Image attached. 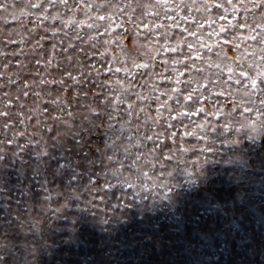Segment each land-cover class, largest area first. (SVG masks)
I'll use <instances>...</instances> for the list:
<instances>
[{"label": "rangeland", "instance_id": "obj_1", "mask_svg": "<svg viewBox=\"0 0 264 264\" xmlns=\"http://www.w3.org/2000/svg\"><path fill=\"white\" fill-rule=\"evenodd\" d=\"M85 2L9 0L15 7L0 11V113L9 114H0V264H264V128L241 127L246 117L256 119L243 112L248 100L243 94L252 91L249 81L239 69L229 78L223 66L218 70L196 60L197 71L189 60L188 68L177 67L184 71L182 80L201 82V101L184 109L194 115L177 117L174 102H169L170 113L155 100L138 101L129 94L136 105L131 116L124 104L117 106L114 119H97L91 109L105 111L100 101L109 94L108 86L86 82L77 87L66 73L79 75L83 69L92 75L82 80L112 84L124 78L123 73L97 78L92 65L103 73L109 62L107 56L99 58L103 41L117 34L126 37L131 55L144 59L139 52L147 49L128 41L139 38L147 45L157 40L145 27L154 17L143 7L154 0H92L89 17L81 8ZM34 3L42 8L30 7ZM169 3L177 9L175 18L187 17L178 19L180 27L170 33L173 42L181 36L194 41L181 29H195V21L207 38L209 20L218 27L241 18L231 17L229 9L226 20L217 19L222 10H205L200 0ZM98 15L113 20L96 21ZM69 19L98 27L85 24L83 39H73L77 28L66 23ZM248 20L261 23L258 13ZM108 23L112 27L106 33ZM239 34L246 35V29ZM88 35L96 36L95 49L83 42ZM158 41L163 43V37ZM70 42L73 47L67 48ZM247 44L249 52L259 50L256 41ZM186 54L185 47L168 56ZM110 55L121 56L115 44ZM162 57H157V72L164 68ZM258 62L259 56L253 63ZM242 67L255 75L247 60ZM41 79H63L64 84H41ZM143 79L133 81L138 85L133 91L148 95L150 85ZM152 82L161 90L174 87L158 78ZM252 99L259 107V95ZM90 120L100 127L92 128Z\"/></svg>", "mask_w": 264, "mask_h": 264}, {"label": "snow or ice", "instance_id": "obj_2", "mask_svg": "<svg viewBox=\"0 0 264 264\" xmlns=\"http://www.w3.org/2000/svg\"><path fill=\"white\" fill-rule=\"evenodd\" d=\"M201 4L205 10L210 7H214L222 10L221 14L217 17V19H225L227 14L229 13V9H231V17L235 18L240 16L241 18L237 20L235 24H221L218 27H213V22L209 20V29L210 31L207 33V38H205L206 33L204 31H200V28L203 25L199 21H195L197 27L193 30H188L187 28H182L183 32H187L188 36H195L196 39L194 41H189L186 37L176 38L173 42V39L170 35L173 29L179 28L180 24L179 20H186L187 17H176V8H173L169 3V0H154L152 3H148L143 5V7L148 11L150 16H153L154 19L152 21H145V27L147 28V32L152 34L153 36H157V40H149V44H145L142 41L129 40L128 43L132 45L133 48L139 49H147V51L139 52V55H143L144 59L140 60L137 55H131L129 48L124 43L126 37H122L120 34H117L113 39L103 41L104 51L99 53V58L101 61L105 60V57H109V62H107L103 67V73L100 68H98L95 64L92 65V69L96 73V77L98 78L102 74L106 73H123L124 78L116 77L114 84H112L111 80L108 81H100L96 79L95 81H86L82 80L81 77H90L92 75L91 72L86 73L83 69L80 70L79 75H73L71 72L66 73L67 79L71 80L72 85L81 87L86 82L95 83L101 89L105 86H108V95H104L103 99L100 101L105 105V111H97L96 109H91L93 115L96 116L97 119H104L107 117L108 120H112L115 118L113 113L118 111V105L127 104L128 115L131 116L135 109V101H129V94L134 95L135 99L138 101H146V100H155L159 103V105L165 110L172 112L171 104L174 102L178 105L176 109L177 117H188L194 115L192 111H184L186 105L189 109L195 107L198 104L202 97L204 96L203 92H200L201 82L196 81L194 78H190L188 80H182L181 77L184 76V71L177 67L181 64L184 65L185 68L189 67L188 61H191V67L197 68L196 60H205L210 66L215 67L218 70L226 68L229 73V78L235 75V70L239 69V75L246 77L249 81V86L251 88V92L245 91L244 96L248 97L247 104L243 107L244 113H252L255 115L256 119L253 120L251 117H246L244 122H242V128H251L255 131L258 127L264 128V0H220L218 3L208 4L205 0H200ZM187 5H181V7H186ZM14 3H9V0H0V11L8 12L10 9L14 8ZM30 7L33 8H42V5L39 3L30 4ZM92 5V0H86V2L81 5L82 10L84 11V15L86 17L90 16V11ZM95 7H99V5H95ZM172 9L169 11L168 9ZM75 11V9H73ZM259 14L261 18V23L256 24L255 21L249 23L248 17H255ZM242 14V15H241ZM39 18V17H38ZM48 19L47 16L44 17ZM56 19V17H53ZM96 21L107 20L111 22L113 17L111 16H96ZM69 25H75L77 28L76 34L73 39H83L80 33V29L86 24L88 29H93L98 27L96 23H87L85 20H71L69 19L67 22ZM118 27L121 25H117ZM104 31L107 33L111 30L112 24L108 23L104 26ZM246 29L247 34L241 35L239 34V29ZM231 30V34L227 33ZM259 30V33H257ZM47 31V29H45ZM56 33L54 32L53 35ZM223 34V35H222ZM257 34H259V39H257ZM67 36L68 34L65 33ZM163 37V43H159L158 38ZM213 37H215L214 42ZM95 35H88L87 40L83 41L84 43H90L92 48H96L97 44L93 43L96 41ZM248 41H256L259 45V50L257 51L255 47L253 50L249 52ZM63 44V40L60 41ZM112 44H115L120 52L121 56L119 60L115 55H110V47ZM39 45V41L37 42ZM150 45V46H149ZM231 47L234 49V55H230L226 50V47ZM35 47V46H34ZM73 45L70 42L67 45V48H72ZM187 48L186 57L180 56H168V53H182L184 48ZM55 48V46H54ZM67 48L64 50L66 51ZM205 49L206 51L201 53V50ZM208 53H213L216 57L215 60L212 59L211 56H208ZM162 59L159 61L164 65V68L161 72L156 71L157 57H161ZM87 55V54H86ZM95 55V53H93ZM251 56L252 60H248V57ZM259 56V62L253 63L255 58ZM71 60V57L68 58ZM248 61L250 67L255 68V75H250L247 70H245L242 65ZM119 63L120 66H113L115 63ZM39 63V61H37ZM46 67L48 65H45ZM200 69L197 68V71ZM168 72L169 75L165 76L164 73ZM145 76L149 77V79H143ZM127 78V79H125ZM143 79V84L145 86L150 85L148 88V95H144L141 91H133L138 85L134 84L133 81L137 79ZM152 78H158L166 80L174 85V87L167 88L161 90L160 87L152 82ZM236 82L240 83V79L237 76ZM41 84H64V80L61 79L59 81H47L44 79L40 80ZM195 84L196 87L192 88L191 85ZM184 88H187L188 91L185 92ZM25 88L29 85L25 82ZM113 90L117 95H112ZM159 92V95H152L153 93ZM196 92H200V95L193 98V94ZM28 95L27 92L24 93ZM259 95V107L257 106V101L252 99L254 95ZM166 96L167 99L161 101L160 96ZM189 102H191L189 104ZM53 103H56L53 100ZM243 103V101H241ZM111 107L113 109L112 112L107 111V108ZM141 112L144 111L143 108L140 109ZM199 111H203V108H200ZM2 115H9L8 113H0ZM158 116H162L163 113L157 110ZM175 118V117H173ZM92 125V128L100 127V125L96 124L94 121H89ZM155 124V120L153 121ZM112 124L108 123L107 127L112 128ZM85 131H91V128L86 129ZM79 135V130L77 132ZM235 143V141H233ZM208 149H205L207 151ZM46 151L44 152V154ZM115 175V173H113Z\"/></svg>", "mask_w": 264, "mask_h": 264}, {"label": "clouds", "instance_id": "obj_3", "mask_svg": "<svg viewBox=\"0 0 264 264\" xmlns=\"http://www.w3.org/2000/svg\"><path fill=\"white\" fill-rule=\"evenodd\" d=\"M56 146H59V145H56Z\"/></svg>", "mask_w": 264, "mask_h": 264}]
</instances>
